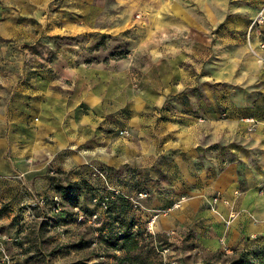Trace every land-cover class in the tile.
<instances>
[{"label": "rangeland", "instance_id": "374dc122", "mask_svg": "<svg viewBox=\"0 0 264 264\" xmlns=\"http://www.w3.org/2000/svg\"><path fill=\"white\" fill-rule=\"evenodd\" d=\"M218 1L224 0H208L210 22L223 16L217 13ZM234 1L225 0L224 21L211 29L210 44H199L194 51L167 28L177 17L157 13L154 0H0V73L16 75L20 83L33 72H78L76 83L69 79L65 85L79 84L81 93L108 97L99 101L105 110L111 96L106 71L128 70L137 87L144 72L153 73L151 81L163 76L170 85L176 74L175 84L186 88L165 95L159 112L163 121L180 113L192 116L203 125L198 149L204 164L221 169L235 163L247 174L249 164L260 159L253 158L255 136L264 133V22L255 24L264 7L242 16L232 12ZM190 4L199 5L195 0ZM200 11L195 8L189 18L204 20L207 14ZM193 54L205 58L197 61L194 55L192 61ZM218 66L225 77L217 82ZM203 75L210 78L208 97L201 89ZM202 100L209 102L208 110L189 108L192 101ZM81 109L95 113L87 103ZM104 135L112 134L103 127L80 131L83 153ZM122 137L138 151L137 133L129 130ZM168 145L162 142L160 158L147 167L134 163L139 158L117 168L102 164L88 180H79L51 163L43 177L48 189L22 173L11 178L17 186L1 183L0 264H264V239L259 237L238 247L222 243L218 251L204 246L209 230L196 214L216 212L222 196L210 193L200 205H192L188 192L177 199L169 184L175 175V149ZM96 161L94 157L81 166ZM40 162L35 159L34 168ZM154 170L161 172L164 187L152 177ZM9 196L14 199L7 201ZM96 197L108 202L106 209L94 202ZM150 204L156 205L154 212H149ZM96 213L98 218L91 220ZM237 216L233 210L230 220Z\"/></svg>", "mask_w": 264, "mask_h": 264}, {"label": "crops", "instance_id": "0c3cea01", "mask_svg": "<svg viewBox=\"0 0 264 264\" xmlns=\"http://www.w3.org/2000/svg\"><path fill=\"white\" fill-rule=\"evenodd\" d=\"M191 1L194 0H154V3L157 13L168 12L177 17V21L169 23L167 28L175 30L176 40L184 37L191 50L195 51V46L199 44H210V31L223 23L227 5L225 0L221 3L218 1L217 13L223 16L214 23L209 20L211 10L207 5L208 0H195L199 4L197 7L190 4ZM233 3L234 14L248 17L264 7V0H235ZM195 8L201 9L200 12L207 14V17L197 21L189 18ZM183 14L187 15L185 20ZM154 29H157L155 25ZM194 55L191 56L192 61ZM196 57L197 61L205 58L203 55ZM105 74V84L111 90L107 110L102 104L99 105V101L108 97L95 92L89 95L81 93L78 82L74 87L65 85L69 79L75 84L80 77L78 72L55 71L52 75L50 72H33L25 75L20 83L16 75L0 73V184L9 181L12 183L10 186H17V182L11 178L22 173L32 181L38 178L39 188L48 189L49 182L43 177L47 175L51 163L55 169L70 170L79 180H88L90 174L102 164L117 168L127 160L139 158L134 163L151 166L160 158L161 144L165 142L169 144L167 149H175V168L171 171L175 175H171L169 184L179 196L177 199L188 192L193 199L192 205L195 202L200 205L210 193L216 192L222 196L216 212L202 211L196 214L207 223L209 232L203 244L208 250L218 251L223 247L222 243L227 247L243 246L252 237L264 239V133L255 136L256 149L252 153L256 154L253 158L260 159L254 165L249 164L247 174H242V168L235 163L224 165L221 169L205 165L204 153L198 149L200 142L204 141L200 132L203 125L188 114H177L168 121H163L159 114L166 94H177L186 88L175 84L178 81L176 74L173 85H170L171 80L161 76L160 81H151L153 73L144 72L140 77V87L134 85L133 75L128 70L106 71ZM215 74L218 82L224 79L225 70L218 66ZM191 75L193 79V73L188 77ZM204 75L201 76V89L208 97L209 90L205 86L210 78H204ZM86 103L95 113L82 112L81 105ZM209 105L204 100L192 101L189 108L208 110ZM101 127L105 133L113 136H102L104 140L101 138L99 141L103 144L96 140L97 143H92L94 146L83 153L85 143L79 132L87 129L97 131ZM129 130L140 137L138 151L132 149L122 137L123 132ZM99 146L102 150H99ZM94 157L97 158L94 165L81 166ZM35 159L42 163L38 169L34 168ZM151 175L164 187L160 171L154 170ZM4 188L2 186L0 190ZM9 197L7 201L14 199ZM147 208L149 212L157 209L156 205L151 204ZM233 210L237 211L238 216L230 220ZM228 222L230 226H227Z\"/></svg>", "mask_w": 264, "mask_h": 264}, {"label": "built area", "instance_id": "2783aa9c", "mask_svg": "<svg viewBox=\"0 0 264 264\" xmlns=\"http://www.w3.org/2000/svg\"><path fill=\"white\" fill-rule=\"evenodd\" d=\"M264 11H261L260 13H259V15H258V17H257V20H256V23L255 24H261L262 22H264V13H263ZM124 134H126V132H123V135ZM99 176L101 177V178H105V176H104V174H102V173H100L99 172ZM140 196H141V199H146L147 197H148V195L147 194H140ZM100 200H99V198L98 197H96L95 199H94V202H96V203H98ZM99 206H100V208H103V209H106L107 208V206H108V202L107 201H100L99 202ZM98 218V214L96 213L95 215H93L92 217H91V220H96Z\"/></svg>", "mask_w": 264, "mask_h": 264}]
</instances>
